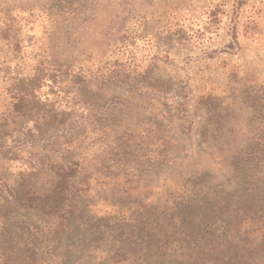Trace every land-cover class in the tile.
I'll use <instances>...</instances> for the list:
<instances>
[{
  "label": "trees",
  "instance_id": "1",
  "mask_svg": "<svg viewBox=\"0 0 264 264\" xmlns=\"http://www.w3.org/2000/svg\"><path fill=\"white\" fill-rule=\"evenodd\" d=\"M13 1L15 6L0 9L1 39L15 41L11 51L18 53L21 30L34 33L39 27L42 41L28 46L29 73L13 78L0 121V146L10 138L9 149L40 148L62 138L59 143L78 158L28 163L17 173L0 165V264H264V113L255 119L256 131L244 147L216 162L219 172L223 167L227 172H220L222 181H211L212 170L207 176L193 172L162 203L141 195L132 165L112 164L118 167L109 178L114 186L122 185L125 206L111 204L114 211L97 220L86 203L89 182L76 178L90 154L125 143L124 137L106 132L114 107L102 99L143 87L151 67L138 72L121 64L116 53L105 57V66L92 67L89 36L107 14V0H89L85 8L80 0ZM173 14L167 21L175 20ZM172 24L168 30L180 34ZM156 52L152 60L167 63L168 51ZM168 80L155 78L151 93L165 100L184 98L177 105L187 112L188 95ZM198 92V102H208V91ZM106 168L114 172L111 165ZM43 171L49 177L41 182Z\"/></svg>",
  "mask_w": 264,
  "mask_h": 264
},
{
  "label": "rangeland",
  "instance_id": "2",
  "mask_svg": "<svg viewBox=\"0 0 264 264\" xmlns=\"http://www.w3.org/2000/svg\"><path fill=\"white\" fill-rule=\"evenodd\" d=\"M88 1L80 0L84 8ZM16 3L0 0V9ZM107 3V14L89 36L92 67L105 66V57L111 58L116 53L122 56L120 63L126 67L140 72L150 66L152 72L143 81V87L120 89L102 99L114 107L112 120L100 114L103 121H108L106 132L112 137H124L121 141L125 143L121 142V148L111 145L90 154L88 166L76 178V182H89L86 203L91 204V214L97 220L114 211L111 204L125 206L120 201L122 185L114 186L109 178L118 167L112 164L120 166L126 161L125 166L132 165L135 168L132 180L143 189L141 195L162 203L193 172L207 176L208 170H212L215 174L211 173L210 180L222 181L221 173L227 172L223 167L220 173L216 162L244 147L247 136L256 131L255 119L264 113V0H107ZM163 14L167 17H159ZM172 14L175 20L167 21ZM171 21L181 28L180 34L168 30L174 27ZM34 41H42L39 27L34 33L22 29L21 47L15 53L11 51L15 41L2 40L0 35V121L7 112L13 78L30 71L28 46ZM119 49L125 52L117 53ZM157 49L168 51L167 63L152 60L158 57ZM155 78L169 79L173 89L188 95L187 112L177 105L184 98L165 100L151 93ZM204 88L209 99L201 103L204 100L198 102L196 97ZM127 135L135 144L128 142ZM62 141L61 138L59 142ZM59 142L40 148L27 144L9 149L13 144L8 138L6 146H0V165L5 164L9 172L17 173L26 170L28 163L38 166L51 158L65 163L78 158L77 152L65 150ZM206 153L215 157L209 158ZM142 155L150 156L155 163L140 158ZM109 156L113 161H109ZM109 165L113 173L108 172ZM48 177V172L43 171L40 181H47Z\"/></svg>",
  "mask_w": 264,
  "mask_h": 264
}]
</instances>
